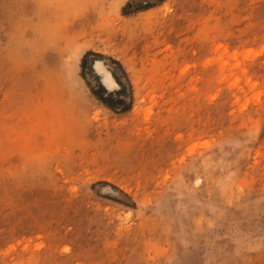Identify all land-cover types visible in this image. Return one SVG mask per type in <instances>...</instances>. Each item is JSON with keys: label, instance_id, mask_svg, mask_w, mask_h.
<instances>
[{"label": "rangeland", "instance_id": "rangeland-1", "mask_svg": "<svg viewBox=\"0 0 264 264\" xmlns=\"http://www.w3.org/2000/svg\"><path fill=\"white\" fill-rule=\"evenodd\" d=\"M0 264H264V0H0Z\"/></svg>", "mask_w": 264, "mask_h": 264}, {"label": "bare ground", "instance_id": "bare-ground-1", "mask_svg": "<svg viewBox=\"0 0 264 264\" xmlns=\"http://www.w3.org/2000/svg\"><path fill=\"white\" fill-rule=\"evenodd\" d=\"M94 67L96 69L97 74H99L101 77V83L103 87L107 90H111L116 84L113 77L110 75L108 71L103 70L101 63L99 61H96Z\"/></svg>", "mask_w": 264, "mask_h": 264}, {"label": "trees", "instance_id": "trees-1", "mask_svg": "<svg viewBox=\"0 0 264 264\" xmlns=\"http://www.w3.org/2000/svg\"><path fill=\"white\" fill-rule=\"evenodd\" d=\"M131 4L130 3H126V5L122 8V12L124 13V14H126L127 12H126V8L127 7H129ZM148 6H150L148 3H145V4H142V6L141 7H148ZM85 56H86V54L82 57V60H81V67H83V64H84V59H85ZM96 56H100V54H96ZM115 63H118L117 61H115ZM111 75L113 76V78H114V80H115V82L120 86V89H123L124 88V83L119 79V77L116 75V74H114V72H112L111 71ZM103 102H105V100L103 99V98H101V97H99ZM109 107L110 108H113V106L110 104L109 105Z\"/></svg>", "mask_w": 264, "mask_h": 264}]
</instances>
